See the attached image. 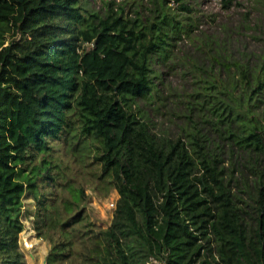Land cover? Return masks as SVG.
<instances>
[{"label": "trees", "instance_id": "obj_1", "mask_svg": "<svg viewBox=\"0 0 264 264\" xmlns=\"http://www.w3.org/2000/svg\"><path fill=\"white\" fill-rule=\"evenodd\" d=\"M166 2L0 0V264L24 213L47 264H264V12L197 32Z\"/></svg>", "mask_w": 264, "mask_h": 264}, {"label": "rangeland", "instance_id": "obj_2", "mask_svg": "<svg viewBox=\"0 0 264 264\" xmlns=\"http://www.w3.org/2000/svg\"><path fill=\"white\" fill-rule=\"evenodd\" d=\"M90 7L94 10L105 11V4L109 0H89ZM117 4H123L126 0H113ZM187 3L189 10L180 8L178 0H167L166 6L171 8L179 17H194L197 19L198 28L195 31L208 32L217 28L220 22L228 21L229 24L238 25L239 22L248 17L250 13L253 19H257L264 12V0H233L232 6L227 9L223 0H183ZM133 6L128 3L125 6V10L130 16H134L132 11ZM195 19V20H196ZM246 19V18H245ZM249 19V18H248ZM253 19H249L253 21ZM18 35L8 36L9 40L16 39ZM185 51L191 49L189 42L184 44ZM79 53V51H78ZM169 79L173 85L181 86L185 83V78L182 76L181 71L177 70L172 75H169ZM175 121L180 123L181 120L175 115ZM154 121L162 129L170 131L171 135H176L178 129L176 125L171 122L168 117L156 115ZM75 168L74 173H71L69 169ZM66 173L71 178H80L82 171L72 162L68 164ZM110 192L108 195H104V192L95 191L93 186L86 184V191L89 194L86 207L88 209L89 217L93 222L100 225L102 228H106L113 218L114 208L111 206L112 202H115L119 194L111 182L109 184ZM31 203L30 200H25V206L28 207ZM24 209V208H23ZM24 230L21 233V245L25 252L24 263L25 264H47V253L51 248V244L48 240L40 237L36 228L34 227L32 216H27L24 213L23 216ZM27 244V245H26ZM55 264V263H52Z\"/></svg>", "mask_w": 264, "mask_h": 264}, {"label": "built area", "instance_id": "obj_3", "mask_svg": "<svg viewBox=\"0 0 264 264\" xmlns=\"http://www.w3.org/2000/svg\"><path fill=\"white\" fill-rule=\"evenodd\" d=\"M111 206L115 209L116 207V201L111 203ZM27 245V244H26Z\"/></svg>", "mask_w": 264, "mask_h": 264}]
</instances>
